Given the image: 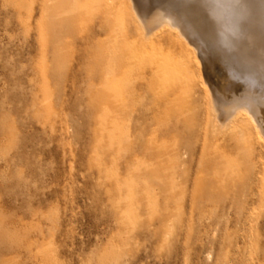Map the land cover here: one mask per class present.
Here are the masks:
<instances>
[{"label":"rangeland","instance_id":"rangeland-1","mask_svg":"<svg viewBox=\"0 0 264 264\" xmlns=\"http://www.w3.org/2000/svg\"><path fill=\"white\" fill-rule=\"evenodd\" d=\"M134 7L154 19L0 0V264H264V145L210 94L229 81L264 111V68L211 67L167 22L147 39Z\"/></svg>","mask_w":264,"mask_h":264},{"label":"bare ground","instance_id":"bare-ground-1","mask_svg":"<svg viewBox=\"0 0 264 264\" xmlns=\"http://www.w3.org/2000/svg\"><path fill=\"white\" fill-rule=\"evenodd\" d=\"M140 1L143 12L148 17L147 20L151 16L154 17L152 21L150 20L148 22L134 7L145 38L148 39L150 35L153 36V34H155L153 33L154 30L157 28L158 30L164 29V31L168 30V28H171V31H173L176 28V32L179 30L177 34L181 39L186 41L188 46L191 47L193 45L189 43L190 38L198 40L197 43L201 46L208 64H210L211 67L215 66V61L213 60L217 57L221 61L228 62L230 66H232V69H241L244 67L243 64L247 63L248 65L246 66L250 67L251 75L254 76L253 78H257V72L255 70L259 69L260 65L264 68V0H198V4L196 5L182 8L179 11L173 8L172 11L160 13V15L154 14L150 0ZM174 1L179 3L180 0ZM160 8L158 7V9ZM202 8H205L207 12L202 13ZM165 22L170 23L171 27L168 26L169 24H165L168 27L167 29L162 28L164 26L159 29V26ZM220 25L224 28L221 33L222 39L219 37L221 34L218 32L217 28ZM241 49L243 51H241ZM193 53L195 54L197 51ZM239 60L243 61V64H240ZM219 73L222 72L220 71ZM214 75L215 74H213V77H215ZM247 81H249V79ZM222 82L223 81H221V83ZM246 83L248 84V82ZM227 84L229 85L222 86L219 89L217 88L216 97L210 89L208 90L211 92L213 110L214 113L217 114L216 118L218 119L219 126L222 129L226 128L227 123H229L230 120L232 122V118L234 119V116L239 114L240 116H237L236 118L238 119L235 121V124L238 123L236 126L237 130L240 129L238 132H247V128L252 127L257 142L264 145V111L260 109V103L249 96V98L241 97V99L238 98L240 96L234 97L237 95L235 94L229 97V92L234 85L230 84L229 81ZM248 89H250V85ZM251 91L252 90H250V92ZM226 108L229 110L225 111L227 110ZM243 112L247 113L243 115ZM252 196H254V194H252ZM253 204L256 203L253 202Z\"/></svg>","mask_w":264,"mask_h":264}]
</instances>
